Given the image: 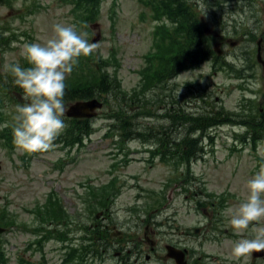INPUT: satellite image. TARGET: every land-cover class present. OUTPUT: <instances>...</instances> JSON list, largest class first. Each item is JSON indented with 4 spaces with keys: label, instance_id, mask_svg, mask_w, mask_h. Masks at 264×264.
<instances>
[{
    "label": "rangeland",
    "instance_id": "1",
    "mask_svg": "<svg viewBox=\"0 0 264 264\" xmlns=\"http://www.w3.org/2000/svg\"><path fill=\"white\" fill-rule=\"evenodd\" d=\"M8 1L10 4L7 0H0V24L7 28V30L0 29V36H13V31L18 37L12 38L6 44L0 43V82H3L1 98L2 106L5 105L6 110L13 107L14 97L22 100L17 104L27 102L23 99L24 93H21V89L15 88V78L5 69V65L19 62L23 57L21 49L26 37L21 35L22 32L29 31L34 36V43L43 45L54 35V25L74 26V16L69 10L70 7L62 5L59 0ZM181 2L193 12H199L203 18L215 20H199L201 29L205 30V36L210 38V48L206 49L208 52L216 51V42L221 34H225L228 43H237L248 35V47L235 46L238 53L232 58L233 64L236 68L245 65L246 83L250 88L257 90L261 88L264 93L263 71L257 60V40L260 37L264 38V28L262 29L264 25L257 24L255 21L258 20H249L243 16L240 9L241 0L225 2V19H222V9L217 0L207 3L206 15L198 9L193 0H181ZM250 2H252L251 17L255 18V12L257 18L260 17L259 9L261 5L264 7V0H249ZM109 3L110 0L103 1L98 25L92 28L88 41L92 43L90 40L100 34V37L95 38L93 42L99 45L92 53L95 56L101 55L106 58L114 46L117 48V57L121 59V63L118 69L119 77L114 80L118 82L120 79L123 89L131 92L140 80L137 70L142 66V56L152 45L154 22L149 16L145 22L139 19V12L144 9L139 0H119L114 24L116 32L112 34L111 21L107 14ZM31 8L37 10L31 12ZM261 18L264 20V11ZM80 60L84 61V58L81 57ZM190 63L191 61H188V64ZM107 67L109 73L114 72L115 66ZM208 68L206 63L202 70ZM197 74L194 67L184 66L180 75L152 91L148 99L153 102L150 111L154 115H146L148 110H144L137 118H134L133 111L126 113L132 121L133 132L144 129V135L155 136L156 132H161L166 127L167 132H170L173 125L179 122L176 118L181 115H177L174 119L162 117L164 114L162 107L172 108L174 112H170L171 116L176 112L194 116V110H200L197 116L213 108L214 112L211 116L213 118L217 117L215 111L232 112L238 109L236 105L242 95L237 88L240 80L231 79L229 74L220 72L212 81L223 88H215L213 91L197 90L194 88L197 79L202 87L209 85L215 87L211 83V77L201 78L198 77L199 75L196 76ZM70 78L71 74L67 75L65 82ZM245 93L250 94L248 91ZM124 94L121 92L118 95L124 96ZM113 100L117 103L121 99L113 98ZM77 101L64 102L65 113L69 106ZM250 105L254 108L249 113L257 111L258 117L261 118L259 121L262 122L263 114L260 110L261 107L264 108V101L261 100L257 104L252 101ZM202 107L205 110H201ZM82 108L85 109L84 106H75L73 110L80 113ZM98 114V119H92L93 134L84 138L80 145L62 148L61 143L53 142L48 151L36 154L29 162L22 160L21 149L17 148L11 153L0 141V208L5 212L4 217L10 215L13 218L11 223L7 224V226L11 225V228H8L9 232L0 240L3 243V252H7V264L63 263L65 249L60 242L51 240L42 246L29 245L34 236L27 228L37 224L33 216L35 206L42 204L50 191H55L60 196L71 215L72 228L73 230L76 228L77 236L81 237L84 234L82 228L79 230L78 227L83 224L93 226L96 222L95 219L93 220L94 217L99 220L98 225L101 221L109 224L113 234H117L116 238L123 234L130 235L133 239L126 243L123 241L125 237L117 240L111 238L108 245L101 247L102 256L92 257L85 264H171L165 256V246L172 244L177 248H188L189 264H194V257L197 255H203V263L199 260V264H248L249 261L254 260L252 254L240 258L232 256L233 243L242 237L251 238L252 225L242 234H237L228 222L230 218L228 210H235L247 198V181L259 171L261 165L258 159L262 153L260 145L253 150L249 144H243L241 149L231 151L232 156L229 158L228 151L220 139L223 131L217 130L215 134L220 136L216 149H209L207 160H196L191 165V171L201 178L200 184L204 191L218 192L223 188L230 189L238 198L228 202L223 228H207L193 237L187 235V230L195 225H203L206 219L200 214L195 216L194 212L190 211L193 202L185 196H179L183 191L182 188L174 190L175 187L165 183L169 178L173 180V177L178 176L175 167L167 166L158 159L149 162V153L144 149L146 143L139 138L118 143L111 137L103 136L104 132L110 129L105 115L106 108ZM113 129L116 130L115 127ZM183 131L184 125L179 124L175 137ZM116 133L113 132V135ZM113 164L118 166L113 169ZM113 176L118 178L121 194L113 202L111 217L104 219L102 214L109 212L107 208L98 206L97 212L90 211L84 197L88 193V187L107 183ZM192 184L199 185L198 182ZM150 190H156L161 194L170 191L167 201L165 200L166 205L161 206L160 199H156V194ZM256 226L264 227V219L256 223ZM226 229H229V233L225 232ZM145 234L155 242L154 250L151 249V245L146 244ZM229 234L232 235L231 238L225 237ZM190 249L198 253L190 252ZM121 252L126 255L119 254ZM146 254L150 256L148 260Z\"/></svg>",
    "mask_w": 264,
    "mask_h": 264
},
{
    "label": "clouds",
    "instance_id": "2",
    "mask_svg": "<svg viewBox=\"0 0 264 264\" xmlns=\"http://www.w3.org/2000/svg\"><path fill=\"white\" fill-rule=\"evenodd\" d=\"M193 2L206 15V0ZM53 31L54 35L43 45L23 44L21 55L30 67H21L18 63L5 65L27 101L15 106L12 129L15 145L27 153L48 151L65 130L62 117L65 114L63 98L67 75L71 74L81 56H89L99 47L96 43H89L87 34L77 32L73 25L56 24ZM247 189L246 200L235 210H228V222L237 234L252 225L251 238L242 237L233 243L232 256L236 258L264 250V227L256 226L264 219V163L247 181Z\"/></svg>",
    "mask_w": 264,
    "mask_h": 264
},
{
    "label": "trees",
    "instance_id": "3",
    "mask_svg": "<svg viewBox=\"0 0 264 264\" xmlns=\"http://www.w3.org/2000/svg\"><path fill=\"white\" fill-rule=\"evenodd\" d=\"M92 5H85L82 9L78 6L74 7V11L76 12V15L78 18H80L84 23H89L88 20L89 17L96 14L97 9L92 8ZM173 10H180L183 13V16H194V12L190 9L188 6H179V7H173ZM86 12V14L84 12ZM170 21H177L179 23L178 30L180 28H184V30L187 32L186 34L181 33V37L186 40L185 46L186 50L183 51L179 48V51L184 54V60L192 61L194 62V20H170ZM177 32V29L174 28L172 25L168 24L167 22H164L161 25L156 26L154 31L155 46H160L161 50L164 52H167L170 50V44L173 40V37L175 33ZM2 39L8 38L7 36H0ZM1 42V41H0ZM193 52V53H192ZM178 53V50L173 52V55L170 57V59H174L176 54ZM189 53V54H188ZM191 53V54H190ZM96 57L91 55L88 56V62L83 65L81 63H77L76 66L73 69V72L71 74V78L67 80L66 83V94L63 98V102L70 103L77 100H86L93 97H97L100 95H103L104 93H107L112 90L119 89V83H112L111 80L108 79V77L102 72L101 67L97 66L98 68L95 69L91 64L94 63V61H91L92 59H95ZM113 58L117 60L116 56L113 55ZM91 61V62H90ZM105 60L98 58V61L96 62L97 65H100L104 63ZM118 63V62H117ZM29 63H24V67H30ZM110 85V86H109ZM15 88L21 89L16 83ZM22 90V89H21ZM23 91V90H22ZM127 101H130V103H140V100L135 99V96H129L127 98ZM136 107L141 108L142 106L136 105ZM143 109V108H142ZM121 113V112H120ZM120 115V114H119ZM117 115L118 121L117 124H120V128L122 131L125 132H133V124L130 119V116L126 115ZM14 116H9L6 120V125L2 128H0V141L4 145V147L10 151L13 152L15 148L17 147L14 143L13 138V126L15 124ZM66 124L65 130L60 134L55 141H59L62 143V148H66L65 146H68L69 148L74 147L76 144H81L82 140L90 135V133L93 131V123L90 119H79V118H67L65 116L62 117ZM189 120H194V118H188ZM214 118L211 116L204 117L203 120H213ZM4 120V119H3ZM115 124V125H117ZM195 124L200 127L201 129H204L208 124L206 122H200L197 121ZM136 132V131H135ZM138 134H142L141 132H137ZM160 133V132H158ZM262 132H259L258 130L255 131L254 136L257 139L262 138ZM159 138L158 145L160 148L158 151L161 150L162 153L171 152L175 154L176 151L180 156H183L187 150H189V155L193 156L196 154L197 150L201 149L199 148L197 141L194 139L186 136L184 137L180 142L171 140L170 138L165 135L164 138ZM65 145V146H64ZM41 152L36 153H27L24 152V155L22 157L24 162H29L28 159L30 158L28 156L35 155ZM61 161H63L61 159ZM108 186L104 187L103 190L99 189L105 195H102L96 191H91L84 199L85 201L91 206V211H98V206L101 207H110L112 203V197L107 196L106 194L113 193L114 195H118L119 192L115 191L113 184H108ZM37 209L35 210L36 215L38 218L41 219L42 224L38 227L40 230H45L43 238L41 239L42 245L50 239L51 237H56L58 240L62 242H66L71 240V232L75 233L76 228L72 230L73 228V222L71 219H69V214L60 198L58 193L55 191H50L45 198L44 202H41ZM4 210H0V218H1V224H7L8 222L11 223L12 217L8 215L7 217H4ZM71 217V216H70ZM94 218V217H93ZM52 223H55L56 228L53 229L51 227ZM44 224L46 227H44ZM83 236L79 237V245H76L75 243L71 245L68 243L65 252V256L67 257L65 260V263L73 260H79L81 263L85 260V258L91 257L94 255V253H97L100 251V246L104 245V243L109 244L110 239L113 238L111 235V231L105 227H100V225L94 223V226L91 228L88 225H83L82 228ZM76 239L75 237H73ZM128 238V237H127ZM5 253L3 252V249H1L0 245V264H5Z\"/></svg>",
    "mask_w": 264,
    "mask_h": 264
},
{
    "label": "flooded vegetation",
    "instance_id": "4",
    "mask_svg": "<svg viewBox=\"0 0 264 264\" xmlns=\"http://www.w3.org/2000/svg\"><path fill=\"white\" fill-rule=\"evenodd\" d=\"M242 1V8H241V11L243 12V16L249 18V20H258L255 21L257 24H263L264 25V20H262V15H263V11H264V7L261 5L260 6V17L257 18V14L255 12V18L253 19L250 15V10H251V5H252V2L249 3V0H241ZM214 11V10H212ZM217 13V12H216ZM212 20V18H209ZM212 21H215V20H212ZM264 27H262L263 29ZM225 34H221L216 42V45L222 50L225 52L226 55H236L238 52H237V48H235V46H239L241 48H246L247 46H245L241 40L238 41L237 43L236 42H232V43H228V40L225 39ZM259 42V47L257 48V55L258 56H261L262 58H264V38L263 37H260L258 40ZM201 42L203 43V48L204 50L207 52V53H210L208 52L206 49H209L210 48V38L207 37V36H203L201 38ZM212 56H214V54H211ZM264 98V96H263Z\"/></svg>",
    "mask_w": 264,
    "mask_h": 264
},
{
    "label": "water",
    "instance_id": "5",
    "mask_svg": "<svg viewBox=\"0 0 264 264\" xmlns=\"http://www.w3.org/2000/svg\"><path fill=\"white\" fill-rule=\"evenodd\" d=\"M92 103H93V101H89V102L78 103L76 105H73L70 108V110L68 111V115L76 116V117L77 116H91L92 114L88 113V111L90 109H94L96 106H100V104H96L95 106H92L91 105ZM75 106H87V107L85 109H82L80 113H75V110H73ZM2 231H3V229L0 228V232H2ZM167 249H168L167 256L175 259L176 264H187V261L185 260V252L184 251L177 249L176 247H174L172 245H168ZM257 254H259V252H257Z\"/></svg>",
    "mask_w": 264,
    "mask_h": 264
}]
</instances>
